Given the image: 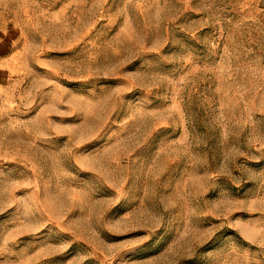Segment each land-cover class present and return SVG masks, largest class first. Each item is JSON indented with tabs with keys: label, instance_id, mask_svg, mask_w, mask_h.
I'll list each match as a JSON object with an SVG mask.
<instances>
[{
	"label": "rangeland",
	"instance_id": "1",
	"mask_svg": "<svg viewBox=\"0 0 264 264\" xmlns=\"http://www.w3.org/2000/svg\"><path fill=\"white\" fill-rule=\"evenodd\" d=\"M0 264H264V0H0Z\"/></svg>",
	"mask_w": 264,
	"mask_h": 264
}]
</instances>
